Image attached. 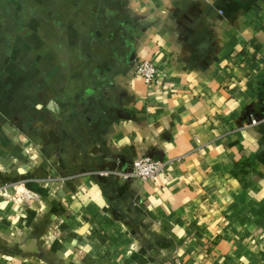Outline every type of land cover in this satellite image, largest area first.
Here are the masks:
<instances>
[{
	"label": "crops",
	"instance_id": "obj_1",
	"mask_svg": "<svg viewBox=\"0 0 264 264\" xmlns=\"http://www.w3.org/2000/svg\"><path fill=\"white\" fill-rule=\"evenodd\" d=\"M103 6L91 47L0 15V264H264V0ZM147 155L156 179L115 174Z\"/></svg>",
	"mask_w": 264,
	"mask_h": 264
},
{
	"label": "rangeland",
	"instance_id": "obj_2",
	"mask_svg": "<svg viewBox=\"0 0 264 264\" xmlns=\"http://www.w3.org/2000/svg\"><path fill=\"white\" fill-rule=\"evenodd\" d=\"M71 1L73 0H0V15H4V19H6L8 15L16 17L17 20L15 29L17 32L15 38L17 37L16 43H18L22 48L28 45V38L31 33L33 34L34 30L32 29L33 27L31 28L32 24L40 27L44 23L43 19L46 14L50 13L57 20H60L61 17L69 18L65 21V23L56 22L54 24L56 29H64L63 31L65 33L69 30V27L73 28L72 24L76 26L81 23L84 26L81 31L82 36H85V38H87V36L89 37L86 47H91L96 38H102L104 36L103 31L106 33L109 30L107 22L103 21L109 18L108 12L104 9L106 6H103V3H105L106 0H82V6L80 8L84 14L76 8L75 3L72 7L67 6L66 8L65 3H71ZM65 9L67 11H65ZM89 19L92 20V23L89 22ZM98 19L99 21H97ZM30 22L32 24H30ZM63 24H67L69 26L66 28ZM1 25L2 22H0V29H3V26ZM97 26H100V28L96 29ZM87 27L94 30V34L92 33L93 31L89 32ZM7 41L9 44L11 43L10 38L2 39V35L0 34V44L6 45L8 44ZM74 45L75 43H73V46ZM42 57L43 55L38 53L36 55V62H39ZM71 60L73 61V66H77L75 65L76 63L74 64V60ZM77 110L80 114L84 113L83 106H78ZM24 152L26 154L28 153L27 148H24Z\"/></svg>",
	"mask_w": 264,
	"mask_h": 264
},
{
	"label": "built area",
	"instance_id": "obj_3",
	"mask_svg": "<svg viewBox=\"0 0 264 264\" xmlns=\"http://www.w3.org/2000/svg\"><path fill=\"white\" fill-rule=\"evenodd\" d=\"M135 70L138 75L144 80L145 84L150 87L160 86L163 84L165 74H160L155 65L150 61H140L135 63ZM264 124V116L260 120L251 118V126ZM167 163L154 159L147 155L141 159L133 162L130 171L123 173H115L120 179L138 180V181H152L162 175L166 170ZM26 200L33 199L31 194H25Z\"/></svg>",
	"mask_w": 264,
	"mask_h": 264
}]
</instances>
